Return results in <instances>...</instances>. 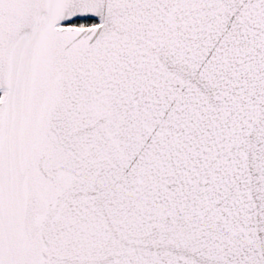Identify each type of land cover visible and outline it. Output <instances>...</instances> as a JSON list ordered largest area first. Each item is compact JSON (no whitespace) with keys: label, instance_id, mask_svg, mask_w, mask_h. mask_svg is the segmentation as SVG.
Returning a JSON list of instances; mask_svg holds the SVG:
<instances>
[{"label":"snow or ice","instance_id":"6c2138e0","mask_svg":"<svg viewBox=\"0 0 264 264\" xmlns=\"http://www.w3.org/2000/svg\"><path fill=\"white\" fill-rule=\"evenodd\" d=\"M0 264H264V0H0Z\"/></svg>","mask_w":264,"mask_h":264}]
</instances>
